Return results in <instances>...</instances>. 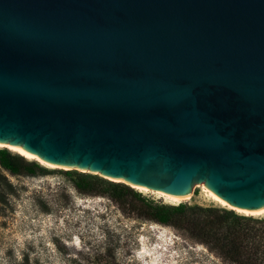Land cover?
Instances as JSON below:
<instances>
[{
  "label": "water",
  "instance_id": "95a60500",
  "mask_svg": "<svg viewBox=\"0 0 264 264\" xmlns=\"http://www.w3.org/2000/svg\"><path fill=\"white\" fill-rule=\"evenodd\" d=\"M0 143L263 209L264 0H0Z\"/></svg>",
  "mask_w": 264,
  "mask_h": 264
},
{
  "label": "rangeland",
  "instance_id": "374dc122",
  "mask_svg": "<svg viewBox=\"0 0 264 264\" xmlns=\"http://www.w3.org/2000/svg\"><path fill=\"white\" fill-rule=\"evenodd\" d=\"M38 165L46 170L41 176L5 175L13 193L0 215V264H222L170 227L127 217L106 197L76 193L75 173L66 174L67 168ZM138 193L168 204L154 193ZM180 203L227 209L201 188Z\"/></svg>",
  "mask_w": 264,
  "mask_h": 264
},
{
  "label": "trees",
  "instance_id": "16d2710c",
  "mask_svg": "<svg viewBox=\"0 0 264 264\" xmlns=\"http://www.w3.org/2000/svg\"><path fill=\"white\" fill-rule=\"evenodd\" d=\"M35 161L0 149V215L13 187L5 175L41 176L46 170ZM75 173L72 187L89 197H106L125 216L170 227L190 243L202 246L222 264H264V216H244L212 206L161 204L122 183Z\"/></svg>",
  "mask_w": 264,
  "mask_h": 264
},
{
  "label": "bare ground",
  "instance_id": "6f19581e",
  "mask_svg": "<svg viewBox=\"0 0 264 264\" xmlns=\"http://www.w3.org/2000/svg\"><path fill=\"white\" fill-rule=\"evenodd\" d=\"M0 147H4V148L8 149L12 153L18 154V155L24 157L28 161L38 162L39 164H41L43 166H46L48 168H51L53 166L51 164L43 163L37 157L27 153L24 150V148H22V147L12 146L9 143H4V144L0 143ZM55 167H57V166H55ZM58 168H64V167H58ZM74 169L77 170V168H74ZM84 171H87V173H92V174L99 175L101 177H104L106 179H109V180H112V181H115V182L124 183V184L132 187L133 189H135L138 192H151V193H154V194H156V195H158V196H160L162 198H165V200L168 202V204H171V205H176V204L180 203L182 200L188 199V198L180 199V198L171 197V196H168V195H166V194H164V193H162V192H160V191H158L156 189H153L151 187L139 186V185H135V184H129V183L125 182L124 180H114V179L107 178V177H105L104 175H102L100 173H93V172H91L89 170H84ZM195 188H201L202 192H204L206 194V196L209 199H211L213 202H215L216 204H218L221 207L227 208L229 210H233V211L237 212L238 214H241V215H244V216H261V215L264 214V208L261 209V210H257V211L238 210V209L234 208L233 206L229 205L227 202L222 200L219 196H217L204 182L193 184V186L191 188V191L193 189H195Z\"/></svg>",
  "mask_w": 264,
  "mask_h": 264
}]
</instances>
